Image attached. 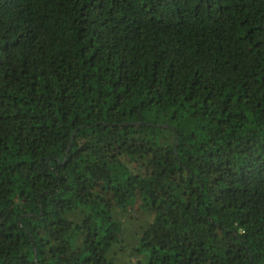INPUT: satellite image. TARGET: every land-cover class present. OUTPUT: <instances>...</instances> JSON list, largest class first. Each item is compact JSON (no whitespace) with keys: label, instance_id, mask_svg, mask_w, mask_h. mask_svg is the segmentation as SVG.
<instances>
[{"label":"trees","instance_id":"16d2710c","mask_svg":"<svg viewBox=\"0 0 264 264\" xmlns=\"http://www.w3.org/2000/svg\"><path fill=\"white\" fill-rule=\"evenodd\" d=\"M137 209L142 264H264V0H0V264Z\"/></svg>","mask_w":264,"mask_h":264},{"label":"rangeland","instance_id":"374dc122","mask_svg":"<svg viewBox=\"0 0 264 264\" xmlns=\"http://www.w3.org/2000/svg\"><path fill=\"white\" fill-rule=\"evenodd\" d=\"M153 217L145 210L132 211L126 214L123 220V238L111 252L116 264H142L147 262L149 254L141 250L140 237L138 236L152 222ZM119 247L120 252L116 250ZM119 253V254H118Z\"/></svg>","mask_w":264,"mask_h":264}]
</instances>
